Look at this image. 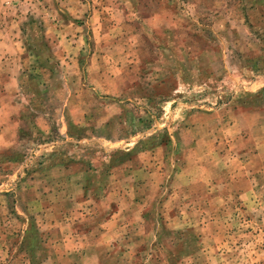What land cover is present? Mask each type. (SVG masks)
Masks as SVG:
<instances>
[{"label": "rangeland", "instance_id": "obj_1", "mask_svg": "<svg viewBox=\"0 0 264 264\" xmlns=\"http://www.w3.org/2000/svg\"><path fill=\"white\" fill-rule=\"evenodd\" d=\"M0 264H264V0H0Z\"/></svg>", "mask_w": 264, "mask_h": 264}]
</instances>
